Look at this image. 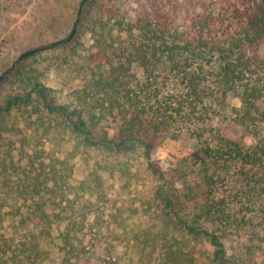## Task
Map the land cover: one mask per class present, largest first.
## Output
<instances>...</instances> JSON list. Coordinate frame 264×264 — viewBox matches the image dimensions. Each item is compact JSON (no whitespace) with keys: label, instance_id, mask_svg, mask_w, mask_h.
<instances>
[{"label":"trees","instance_id":"obj_1","mask_svg":"<svg viewBox=\"0 0 264 264\" xmlns=\"http://www.w3.org/2000/svg\"><path fill=\"white\" fill-rule=\"evenodd\" d=\"M78 13L95 37L85 58L74 30L0 76V264H264V0H81ZM230 95L251 144L215 122ZM168 139L196 150L164 167Z\"/></svg>","mask_w":264,"mask_h":264},{"label":"rangeland","instance_id":"obj_2","mask_svg":"<svg viewBox=\"0 0 264 264\" xmlns=\"http://www.w3.org/2000/svg\"><path fill=\"white\" fill-rule=\"evenodd\" d=\"M80 1L0 0V76L8 67L10 69L14 67L20 53L51 41L71 36L74 30H77L79 34L73 41L78 46L80 56L85 58L89 46L95 42V37L89 31H83L82 27L78 24ZM256 50L261 55L264 54V41L258 45ZM137 80L143 81V79H133L135 83ZM80 84L81 82L76 80L72 81L70 85L77 88ZM166 92H168L167 89L163 91V93ZM239 106L240 101L238 97L233 95L228 96L225 105L220 111V116L215 118V122L217 123L221 117L225 118V121L220 126L223 136L242 143L251 144L254 139L246 135L240 127L231 121L233 108ZM194 150H196L194 141L187 143L168 139L156 149L154 159L159 161L164 167H168L169 162L174 157L182 155L189 157ZM231 188L232 183H227L224 187H221V190L229 193ZM123 197L121 196V198ZM120 201V198L113 194L112 207H117ZM98 222L102 226L101 235L104 238V245L113 249L116 246V242L112 237L114 235V224L113 226H108V223L112 224L111 218L104 216ZM255 223L257 224L258 222ZM7 230L9 229L7 228ZM57 234L58 231H54V243H59ZM253 239L264 242V230L260 234L255 235ZM43 244L49 247L51 242ZM111 249L110 251H112ZM118 250L120 251V247ZM256 264H262L260 256H257Z\"/></svg>","mask_w":264,"mask_h":264}]
</instances>
